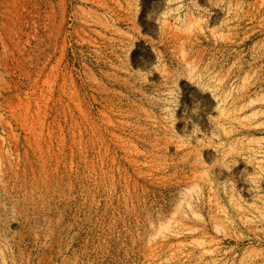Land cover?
<instances>
[{"label":"rangeland","instance_id":"1","mask_svg":"<svg viewBox=\"0 0 264 264\" xmlns=\"http://www.w3.org/2000/svg\"><path fill=\"white\" fill-rule=\"evenodd\" d=\"M259 241L264 0H0V264H264Z\"/></svg>","mask_w":264,"mask_h":264},{"label":"bare ground","instance_id":"2","mask_svg":"<svg viewBox=\"0 0 264 264\" xmlns=\"http://www.w3.org/2000/svg\"><path fill=\"white\" fill-rule=\"evenodd\" d=\"M260 244H259V247L258 250H256V253L257 255L260 257V258H263L264 259V242L262 241H259ZM257 247V246H256ZM264 261V260H263Z\"/></svg>","mask_w":264,"mask_h":264},{"label":"trees","instance_id":"3","mask_svg":"<svg viewBox=\"0 0 264 264\" xmlns=\"http://www.w3.org/2000/svg\"><path fill=\"white\" fill-rule=\"evenodd\" d=\"M139 22H140V25L142 26V32H143L144 34H146V33L150 34L149 31L145 28V25H144V27H143V23L141 22V19H140Z\"/></svg>","mask_w":264,"mask_h":264}]
</instances>
